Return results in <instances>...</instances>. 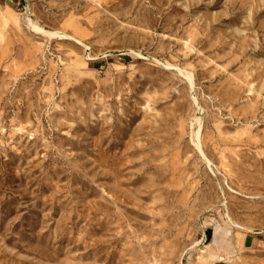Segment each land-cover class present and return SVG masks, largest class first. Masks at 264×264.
Masks as SVG:
<instances>
[{
    "label": "rangeland",
    "instance_id": "374dc122",
    "mask_svg": "<svg viewBox=\"0 0 264 264\" xmlns=\"http://www.w3.org/2000/svg\"><path fill=\"white\" fill-rule=\"evenodd\" d=\"M0 264H264V0H0Z\"/></svg>",
    "mask_w": 264,
    "mask_h": 264
},
{
    "label": "bare ground",
    "instance_id": "6f19581e",
    "mask_svg": "<svg viewBox=\"0 0 264 264\" xmlns=\"http://www.w3.org/2000/svg\"><path fill=\"white\" fill-rule=\"evenodd\" d=\"M29 23H30V26L33 28V30L34 31H36V32H38V33H43L44 35H48V36H56L55 34H51V33H48V32H46L45 30H43L42 28H40L37 24H35L33 21H31V20H29ZM78 43H80L79 41H78ZM82 43V42H81ZM191 81V80H190ZM192 83V82H191ZM201 131V130H200ZM196 140H198V147L199 146H201L200 145V142H201V140H200V132H199V134L197 135V139ZM202 144V143H201ZM203 253V252H202Z\"/></svg>",
    "mask_w": 264,
    "mask_h": 264
}]
</instances>
